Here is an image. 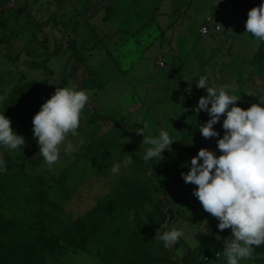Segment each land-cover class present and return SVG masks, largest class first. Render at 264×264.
Returning <instances> with one entry per match:
<instances>
[{"label": "rangeland", "instance_id": "1", "mask_svg": "<svg viewBox=\"0 0 264 264\" xmlns=\"http://www.w3.org/2000/svg\"><path fill=\"white\" fill-rule=\"evenodd\" d=\"M207 16L213 23L207 34L200 35ZM246 19L226 0H0L3 100L24 81L44 84V90L51 93L58 87H75L89 93L87 110L108 116L93 121L91 113L82 111L77 135L66 139L77 149L66 152V142L62 144L51 168L32 131L15 126L26 144L21 150L0 147V159L27 198L33 200L40 191L49 197L45 232L60 235L123 181L137 180L150 194L140 206L141 214L158 234L155 259L149 264H168L193 248H197L198 264H227L224 243L232 238L227 229L219 230L218 219L204 211L193 194L196 185L172 184L148 166L149 161L143 159V136L135 128L148 121L154 134L163 129L177 139L163 151V158L177 144L183 145L180 139L187 125L210 118L205 111L200 112L203 116L195 114L199 98L207 94L206 89L196 87L202 75L208 77L210 86L226 85L230 95L241 97L236 103L242 108L253 103L264 106L260 100L264 99V69L249 62L260 41L244 33ZM71 42L80 50L82 61H76L67 47ZM159 57L166 67L158 64ZM77 62L80 65L75 66ZM87 70L95 71L101 88L83 84ZM222 120L214 125L221 136ZM191 135L186 138L191 142L188 151L182 152L183 164L202 147L220 154L218 138L205 139L200 132ZM135 142L136 148L127 156L124 146ZM128 157L133 163L125 166ZM184 168L177 165L175 171L182 177ZM159 208L167 214L164 230L148 220V214ZM34 211L32 206L27 213L4 210L12 223L0 231L1 244L38 235L31 225L35 219L28 216ZM172 228L182 230L184 236L165 247L158 237ZM197 232L205 234L202 239L196 237ZM95 252V248L83 251L65 246L54 258L46 254L44 264H104ZM261 256V261L251 258L241 264H264V253Z\"/></svg>", "mask_w": 264, "mask_h": 264}, {"label": "clouds", "instance_id": "2", "mask_svg": "<svg viewBox=\"0 0 264 264\" xmlns=\"http://www.w3.org/2000/svg\"><path fill=\"white\" fill-rule=\"evenodd\" d=\"M244 33L264 42V0L249 9ZM196 87L206 89L207 94L199 98L195 110L205 111L210 117L200 124L199 132L205 139L218 138L220 154L200 148L190 162H185L189 170L181 175L185 183L197 186L193 194L204 211L218 219L217 228L231 229L233 236L225 241L223 250L227 264H241L242 260L253 258L255 249L264 245V106L253 103L247 109L242 108L236 103L241 97L230 95L226 85L210 86L207 76H199ZM88 100L89 93L84 90L58 87L33 116V135L50 168L58 161L60 146L67 136L77 135ZM222 117L221 136L214 125L221 123ZM139 123L142 127L135 128V132L143 136L141 144L146 146L143 159L163 158V151L170 149L177 139L163 129L154 134L148 121ZM79 143L83 144V140ZM25 144L24 136L14 131L10 118L0 112V147L21 150L20 146ZM77 147L66 142L65 151L73 152ZM132 163L131 157L123 161L125 166ZM6 170L4 160L0 159V173ZM183 236L182 230L172 228L158 238L165 247H170Z\"/></svg>", "mask_w": 264, "mask_h": 264}, {"label": "trees", "instance_id": "3", "mask_svg": "<svg viewBox=\"0 0 264 264\" xmlns=\"http://www.w3.org/2000/svg\"><path fill=\"white\" fill-rule=\"evenodd\" d=\"M247 17L249 9L258 6L261 0H226ZM108 17V15H106ZM67 47L73 50V54L82 61L83 57L73 44ZM259 70L264 69V42H260L250 61ZM76 65H80L77 62ZM83 84L91 88H101L102 82L97 79L93 70H87L83 77ZM53 93L44 90V84L32 81H24L15 85L8 96L0 104V112L10 118L12 127H20L25 131L33 132V116L39 111L41 105L51 97ZM84 112L91 113L93 121L100 118L99 113L90 112L86 108ZM201 112V111H200ZM195 112L197 116L202 113ZM102 116V115H101ZM102 117H108L106 115ZM197 120V119H196ZM201 123L204 119L191 121L183 132L180 143L175 150L160 161L149 160L148 166L153 168L161 176L167 178L172 184L188 186L183 177L175 171V166L182 165L187 172L189 168L183 164L182 152H187L190 142L186 139L193 133L198 136ZM192 136V135H191ZM137 143L125 145L124 150L129 156L130 151L136 148ZM39 147V146H38ZM37 147V148H38ZM140 148V146H139ZM0 173V231L6 230L12 223L11 218L3 215L4 210L15 211L20 209L24 213L32 206L34 212L28 216L33 217L31 224L39 233L27 240H15L3 245L0 242V264H44L45 255L56 257L62 253L65 246H71L78 250L96 249V255L104 264H149L155 259V243L158 234L143 218L140 206L150 197L149 190L140 181H123L109 195L99 200L97 204L86 211L74 221L69 223L60 235L45 232L43 220L46 215V205L49 197L43 192L35 194L33 200L27 198L25 190L21 188L11 175V170ZM33 201V202H32ZM154 215H158L156 218ZM166 210L159 208L148 214V220L156 223L161 229H166ZM226 233L233 236L231 229ZM205 234L196 233V237L202 239ZM264 253V245L256 248L253 253L254 260L261 261ZM168 264H198L199 256L197 248L189 249L181 258L168 261Z\"/></svg>", "mask_w": 264, "mask_h": 264}, {"label": "crops", "instance_id": "4", "mask_svg": "<svg viewBox=\"0 0 264 264\" xmlns=\"http://www.w3.org/2000/svg\"><path fill=\"white\" fill-rule=\"evenodd\" d=\"M228 4H230L228 1H226ZM231 5V4H230ZM213 23V20L211 19V17L210 16H207V18L204 20V22H203V24L201 25V27L203 26V25H205V24H207L208 26H210V24H212ZM214 25H218V24H214ZM219 26V25H218ZM201 27H200V29H199V33H200V35H205V34H207V33H205V34H203L202 32H201ZM159 60H162L163 62H164V64L161 66V67H166L167 66V64H166V62L161 58V57H159Z\"/></svg>", "mask_w": 264, "mask_h": 264}, {"label": "built area", "instance_id": "5", "mask_svg": "<svg viewBox=\"0 0 264 264\" xmlns=\"http://www.w3.org/2000/svg\"><path fill=\"white\" fill-rule=\"evenodd\" d=\"M214 29H215V30L219 29V26H218V25H214ZM208 31H209V26H208L207 24H205V25H203V26L201 27V32H202L203 34L207 33ZM158 64L163 65L164 62H163L162 60H159V61H158Z\"/></svg>", "mask_w": 264, "mask_h": 264}]
</instances>
